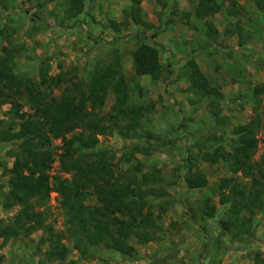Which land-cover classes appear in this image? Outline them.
Masks as SVG:
<instances>
[{
	"label": "rangeland",
	"instance_id": "1",
	"mask_svg": "<svg viewBox=\"0 0 264 264\" xmlns=\"http://www.w3.org/2000/svg\"><path fill=\"white\" fill-rule=\"evenodd\" d=\"M197 1L141 0L140 13L152 24L144 27L124 14L131 0H81L80 10L72 8L70 0H0V54L5 45L17 49L15 74L39 81L41 68L51 76L67 73L60 85L64 86L73 78L74 70L78 79L86 82L96 65H119L130 102L147 107V119L129 138L118 131L99 135L98 144L91 150H107L117 162L135 145L147 147L146 153L138 152L130 162L117 164L137 175L154 166L159 168L163 179L156 186L166 193L150 198L158 230L145 244L131 237L136 248L132 257L103 244H86L89 255L83 257L75 248L79 234L67 222L55 189L53 176L70 174L61 170V139H52L50 188L45 199L31 202L66 246L65 259L47 254L48 241L40 243L45 232L37 230L6 242L0 239V264H264L255 257L257 253L264 259V203L262 209L253 212L251 232L236 238V228L227 226L249 214L231 209V200L225 199L219 187L222 177L232 175L228 160L211 162L205 157L218 148L230 152L234 126L248 123L254 116L262 117L264 10H259L253 0H236V13L229 14V0H217L220 11L198 17ZM111 21L117 22L116 27ZM142 40L159 51L162 75L157 80L134 73L132 51ZM190 59L196 61L216 93L202 96L192 88L183 71ZM51 89L58 96L62 87L51 84ZM117 94L118 89L111 87L104 105L94 112L105 118ZM9 108L7 103L0 105V129L13 120ZM256 136L254 161L264 153V131L260 129ZM16 146L17 141L0 140V221L5 223L18 208L4 206L8 191L5 172ZM189 168L205 174V186L187 187L184 175ZM257 169L247 175L238 173L236 180L248 186L254 175L262 178ZM85 203L99 202L89 193ZM207 206H214V210Z\"/></svg>",
	"mask_w": 264,
	"mask_h": 264
},
{
	"label": "trees",
	"instance_id": "2",
	"mask_svg": "<svg viewBox=\"0 0 264 264\" xmlns=\"http://www.w3.org/2000/svg\"><path fill=\"white\" fill-rule=\"evenodd\" d=\"M80 1L70 0L71 7L80 10ZM253 1L259 10H264V0ZM229 2V14H232L238 4L236 0ZM140 3L141 0H131V6L124 10V14L136 25L151 27L152 24L146 22L140 13ZM220 9L221 4L217 0H198L195 15L209 16ZM111 25L116 27L117 22L111 21ZM155 35L156 32L152 34ZM16 52L15 47L5 45L0 54V105L9 104V113L13 115L7 128L0 129V140L17 141L12 152V164L5 172L8 176V191L4 206L18 207L10 222L0 221V239L6 242L13 237L41 230L49 235L42 236L40 240V243L48 241L47 254L51 258L65 259L68 251L66 246L61 244L59 235L53 233L51 226L45 224L44 213L35 210L31 202L46 198L53 162L50 146L52 139L60 138L61 170L70 174V177L53 178L67 222L79 234L75 238V248L84 257L89 255L87 246L103 244L125 257H132L136 248L130 242L131 237L134 236L139 244H145L154 238L158 230L157 217L153 215L155 205L150 198L166 195L161 187L156 186L163 177L155 166L137 175L122 170L117 164L120 161L130 162L138 152L146 153L147 147L135 145L117 162L109 151L91 149L98 144L99 135L118 131L121 136L129 138L136 134L144 119H147L148 108L130 102L128 85L119 73V65H96L86 82L78 79L74 70L73 78L60 86L67 73L51 76L46 69L41 68L39 81L15 74L13 60ZM132 66L136 76L149 75L157 80L162 75L158 49L143 40L132 51ZM183 68L192 88L200 95L216 93L194 59L188 60ZM51 84L62 87L58 96L52 94ZM111 87L118 89V94L109 114L102 118L94 111L104 105ZM261 88L264 95V85ZM261 113V118L254 116L248 123L234 126V145L230 152L218 148L205 153L211 162L228 160L232 175L222 177L219 187L225 199L231 200V209L236 210V213L246 211L249 214L235 219L232 226H227V229L236 228V238L251 232L253 212L263 208L264 153L258 161L253 160V155L258 144L256 134L260 129L264 131V98ZM0 123H3L2 120ZM255 167L261 179L254 175L248 186L236 180L238 173L247 175ZM188 171L184 175L187 187L206 185L207 178L203 172H192L190 168ZM89 193L96 196L98 204L85 203ZM207 208L214 210V206ZM207 215L211 216L212 213ZM255 257L260 262L264 261L257 253Z\"/></svg>",
	"mask_w": 264,
	"mask_h": 264
}]
</instances>
